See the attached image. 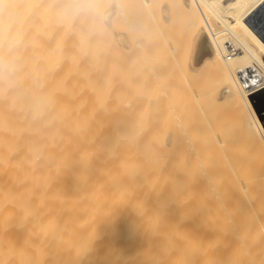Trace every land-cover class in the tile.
<instances>
[{"label": "bare ground", "instance_id": "6f19581e", "mask_svg": "<svg viewBox=\"0 0 264 264\" xmlns=\"http://www.w3.org/2000/svg\"><path fill=\"white\" fill-rule=\"evenodd\" d=\"M108 1L0 0V264H264V125L249 98L264 87V0H176L183 47L164 51L173 64L195 51L186 76L229 107L240 144L199 130L203 140L128 141L137 22L130 2ZM154 44L144 68L156 77L169 60ZM198 89L197 107L208 104Z\"/></svg>", "mask_w": 264, "mask_h": 264}, {"label": "rangeland", "instance_id": "374dc122", "mask_svg": "<svg viewBox=\"0 0 264 264\" xmlns=\"http://www.w3.org/2000/svg\"><path fill=\"white\" fill-rule=\"evenodd\" d=\"M94 1L95 2H98V3H100V5H99V7L101 6V5H105V4H103V3H109V1L108 0H102V3H101V1L100 0H92V2L94 3ZM116 1V0H115ZM119 1H121V2H123V1H125L126 3L128 2H130L129 4H128V16H130V14L132 15V16H130V18H131V20H129L128 19V23L130 24V22L131 21H133L134 20V22L133 23H131V24H133V26H134V24H135V18H136V26L135 27H133L136 31L134 32L133 30H131L130 28H132L131 27V25H128V71H130V74H129V72H128V75H130L129 76V78H128V85L130 86H128V102H129V106H128V141H131V143H134L135 141L136 142H149V141H151V142H165V138L167 137V138H170V137H172V138H170V140L171 139H173V140H171V141H181V138L183 139L185 136H188V135H190L191 134V137L193 136V135H198V133L200 134V135H202V136H204V137H206V136H208V137H206V139H210L211 137H212V139H214L215 137H213L214 135H216V134H219L220 136H221V138H227V141L228 140H231L230 142H234V144H240L241 142H243L244 141V138H243V136L245 135V133H243V129L240 127V125H238V123H237V121L233 118V117H231V115L229 114V107H228V109H226L227 108V105L226 106H224L225 104H220L221 105V107H220V105H219V103H217V104H215V102L217 101V100H214V99H212L211 97H209V95L208 94H210V93H208V92H211L212 90H208V89H206V87L205 86H202L203 84L202 83H199L197 80H195V78L194 77H192V79H194V82L193 81H191L190 80V75H192V73H194L192 70H193V68H194V71L197 69V64H196V62H195V60H194V56H195V51H191L190 53H188V54H186L184 51H183V49H182V51L180 52V54L179 55H182L181 56V59H179V60H177L176 61V63H174L173 64V61H171V60H169V59H167L166 58V56H168L167 54H164L165 52L164 51H166V50H168V47H170V46H172L173 44L175 45V46H177V47H180V44H181V42H179L180 40L182 41V40H184V38L181 36V35H183L184 34V27H183V16H182V10H181V7H180V4L178 3V1L176 2V0H150V2H148L149 4H150V6L147 4V3H145L143 0H119ZM149 1V0H148ZM153 1H155V2H157L156 4L157 5H155V3L153 2ZM163 1V2H162ZM142 4H141V3ZM144 2V3H143ZM171 2H173V3H171ZM97 3V4H98ZM164 3V5L163 6H166V7H164V8H167V9H164L163 8V6H162V4ZM165 3L167 4V5H165ZM152 4V5H151ZM171 4V5H170ZM172 4H175V5H172ZM131 5V6H130ZM146 5H148V7H146ZM156 6V8L154 7V6ZM159 5V6H158ZM172 6V7H171ZM102 8H103V6H101ZM140 7V8H139ZM162 7V8H161ZM176 7V8H175ZM138 8V9H137ZM143 8V9H142ZM168 8H169V10H168ZM172 8V9H171ZM179 8V9H178ZM136 11H135V10ZM149 9V10H148ZM156 10H158V11H156ZM178 13H177V12ZM149 12H150V14H149ZM157 12V13H156ZM162 12V13H161ZM164 12V13H163ZM171 13L170 14V16H169V13ZM153 13V14H152ZM157 15H156V14ZM158 13H160V14H158ZM144 14V15H143ZM164 14V15H163ZM168 14V15H167ZM177 14V15H176ZM140 15V16H139ZM179 15V16H178ZM154 16H155V18H154ZM178 16V17H177ZM134 17V18H133ZM141 17V18H140ZM143 17V18H142ZM153 17V18H152ZM160 17V18H159ZM163 17V18H162ZM166 17H168V18H166ZM170 17H171V19H170ZM132 18H133V20H132ZM138 19H139V21H138ZM142 19V20H141ZM144 19H145V21H144ZM166 19H167V21H166ZM170 19V20H169ZM175 19V20H174ZM157 20V21H156ZM160 20H162V21H160ZM168 20H169V22H168ZM143 21V22H142ZM158 21H160V22H158ZM141 22V23H140ZM162 22V23H161ZM166 22V23H165ZM177 22V23H176ZM145 23V24H144ZM160 23V24H159ZM179 23V24H178ZM146 24H148L147 26H146ZM152 24V25H151ZM156 24V25H155ZM158 24V25H157ZM165 24H167V25H165ZM169 24H171V26L172 27H170L169 26ZM182 24V25H181ZM140 25V26H139ZM164 27H163V26ZM177 25V26H176ZM148 26H149V30H148ZM157 26H159V27H157ZM167 28H166V27ZM142 27H146V28H142ZM178 27V28H177ZM132 28V29H133ZM137 28V29H136ZM158 28H161V30H162V28H163V31H161L160 30V32H159V30H158ZM175 28L177 29V31H175ZM181 30H180V29ZM130 29V30H129ZM172 29V30H171ZM179 29V30H178ZM140 30V31H139ZM170 30V31H169ZM182 30H183V32H182ZM132 33H130V32ZM143 31V32H142ZM138 32V33H137ZM141 32V33H140ZM159 32V33H158ZM162 32V33H161ZM136 33V34H135ZM154 33V34H153ZM140 34H143V35H141V36H139ZM149 34V35H148ZM165 35V38L167 37V36H169V37H167L166 38V40H165V38H164V36L163 35ZM136 37H135V36ZM152 35H154V37L152 36ZM156 35V36H155ZM160 35H162V37L160 36ZM134 36V37H133ZM160 36V37H159ZM172 36V37H171ZM175 36V37H174ZM180 38H179V37ZM139 37H141L140 39H139ZM153 37V38H152ZM174 37V38H173ZM181 37H182V39H181ZM134 38H135V40L136 41H134ZM146 38H147V40H146ZM150 38V39H149ZM164 40H163V39ZM176 38V39H175ZM133 39V40H132ZM153 39H154V41H153ZM159 39V40H158ZM161 39H162V42H160L161 41ZM145 40V41H144ZM155 40H157V41H155ZM172 40V41H171ZM138 41L140 42V45H138L139 43H138ZM147 41H152L153 42V54H155L156 56H160V54H162L159 58L160 59H162V60H160V62H166V59H167V61L169 60V62H166V64H167V66H165L164 64H162V66H159V67H161V68H159L160 69V71H159V74L160 75H157L156 77H155V75L153 74V71H151V70H153V69H151V67H148V68H144V66L145 67H147V66H150V60H148L149 58H148V52H147V46H148V44H149V42H147ZM165 41H167V42H165ZM170 41H171V43H170ZM175 41V42H174ZM132 42L135 44V45H133L132 44ZM135 42H137L138 44H136ZM145 43V44H144ZM168 44V46H167V44ZM130 44V45H129ZM160 44H162V45H160ZM133 45V46H132ZM132 46V47H131ZM137 46V47H136ZM138 46H140L139 48L140 49H142V50H144V51H146V52H142V50H140L139 48H138ZM183 47V44H181V47L180 48H182ZM133 48H135V49H133ZM138 48V49H137ZM160 48V49H159ZM130 49V50H129ZM137 49V50H136ZM136 50V51H135ZM157 50V51H156ZM143 53V54H142ZM146 54V56H147V58H145L146 56H144ZM191 54V55H190ZM188 55H189V57H188ZM190 56H191V58H190ZM142 57H143V59H142ZM183 57V58H182ZM184 58H185V60H184ZM147 59V60H146ZM130 60V61H129ZM188 60V61H187ZM134 61V62H133ZM148 61H149V63H148ZM171 61V62H170ZM180 61H182V62H180ZM145 62H147L146 64H145ZM160 62L158 63L159 65H161L160 64ZM173 65H172V64ZM189 63V64H188ZM131 64H132V66H131ZM169 64V65H168ZM188 64V65H187ZM176 65H178V66H176ZM185 66V67H184ZM190 67V68H189ZM173 68H175V69H173ZM144 69H148V70H144ZM173 69V70H172ZM180 69V70H179ZM186 69V70H185ZM192 69V70H191ZM132 70V71H131ZM165 71V72H161V71ZM148 71H149V73H148ZM184 71V72H183ZM152 72V73H151ZM167 72V73H166ZM181 72H182V74L184 73L185 74V76H184V74L182 75L181 74ZM190 72V73H189ZM151 73V74H150ZM162 73V74H161ZM189 73V74H188ZM135 75V76H134ZM151 77H150V76ZM153 75H154V77H153ZM172 75H174V77L172 78ZM181 75V76H180ZM186 75H189V77H187ZM192 76H194V74L192 75ZM133 77V78H132ZM148 77H150V78H148ZM158 77V78H157ZM171 77V79H169V78ZM182 77V78H181ZM177 78H178V80H177ZM189 78V79H188ZM149 79V80H148ZM160 79H162L161 80V83H159L158 84V82H159V80ZM163 79H165V80H163ZM181 79V80H180ZM183 79V80H182ZM185 79V80H184ZM188 79V81L187 82H189V84L188 83H184L186 80ZM156 80V81H155ZM171 80L173 81L172 83H171ZM174 80H175V82H174ZM190 80V81H189ZM176 81H179V82H176ZM197 81V82H196ZM140 82V83H139ZM153 82H155V84L153 83ZM182 82V83H181ZM193 82V83H192ZM147 83V84H146ZM166 83V84H165ZM197 84V85H195V84ZM160 84H161V86H160ZM186 84L187 85H189V87H187L186 86ZM190 84L192 85V86H194V87H191L190 86ZM202 84V85H201ZM157 85V86H156ZM168 85V86H167ZM185 85V86H184ZM200 86V87H199ZM152 87V88H151ZM164 87H166V90H165V88ZM178 87V88H177ZM185 87V88H184ZM198 87H199V89H198ZM201 87H204V89H203V92H202V89H201ZM130 88V89H129ZM145 88V89H144ZM158 88V89H157ZM184 88V89H183ZM186 88H189L190 90L188 91V89H187V91H186ZM134 89V90H133ZM148 89H151V90H148ZM155 89H156V91H155ZM164 90V92H165V94H164V92L162 91V90ZM177 89V90H176ZM181 89V90H180ZM197 90L198 89V91H196V92H202V93H205V91H206V94L208 95V98H207V96H206V94H205V97L204 96H202L201 94V97H204L205 99H206V101L208 102V104H206L204 101H205V99L204 98H202V100H203V102H204V104H202V102H201V98H200V100H198L196 97V100H198L199 102H201V105L202 106H198L197 107V105L196 104H194L193 102H195V100H192L191 99V97H193L194 98V93H193V91L194 90ZM168 90V91H167ZM172 90H173V92H172ZM207 90H208V92H207ZM141 91V92H140ZM146 91V92H145ZM149 91V92H148ZM167 91V92H166ZM162 92V94L163 95H165V97L161 94L160 95V93ZM188 92V93H187ZM189 92H191L190 94L192 95H190L189 96ZM195 92V91H194ZM148 93V94H147ZM157 93V94H156ZM174 93H177V95H174ZM138 94V95H137ZM145 94V95H144ZM156 94V95H155ZM186 94V95H185ZM143 95V96H142ZM158 95L159 96H161L160 98L158 97ZM174 95V96H173ZM149 98H148V97ZM171 96V97H170ZM179 96V97H178ZM188 96H189V98L191 99V101L192 102H190L189 100H188ZM146 97V98H145ZM153 97H158V101L160 102V105H159V102H158V104L157 103H152L151 101V98H153ZM166 97L168 98V99H166ZM142 98V99H141ZM181 98V99H180ZM210 98V99H209ZM250 98H251V100H252V103H253V105H254V107L255 108H257V112H258V114H259V116H260V118H261V120H262V122H263V124H264V88L263 89H261V90H259V91H256L255 93H253V94H251L250 95ZM207 99H209V100H207ZM132 100V101H131ZM148 100V101H147ZM151 100V101H150ZM180 100V101H179ZM182 100V101H181ZM214 101V102H213ZM151 102V103H150ZM173 102V103H172ZM180 102H182V103H180ZM199 102H197V103H199ZM211 102V103H210ZM213 102V103H212ZM164 103V104H163ZM176 103H178V104H176ZM189 103V104H188ZM190 103H192V104H194V105H192V107L193 106H195L196 108H194V109H196V110H192L193 108L191 107V104ZM210 103V104H209ZM141 104V105H140ZM144 104V105H143ZM182 104V105H181ZM184 104H186L187 106H185ZM209 105L208 107L206 106V105ZM212 104H214L213 105V111H212ZM179 105V106H178ZM184 105V106H183ZM200 105V104H199ZM134 106V107H133ZM162 106H164V107H162ZM168 106H169V108H168ZM173 106V107H172ZM181 106H182V110H181ZM205 106V108L207 107L208 108V110H207V108L205 109L204 108V110H205V114L204 115H206L205 117L207 118V116L209 117V115H210V119L213 121V124H214V126H215V124L216 123H214V120H215V122H217L218 120V124H216V125H218V129L217 128H215L214 129V126H211V125H213V124H211V125H209V126H211V128L212 129H214V130H210L211 128H209V129H207L209 126L208 125H204V123L205 124H207V123H209V121L211 122V120H207V122L204 120V115H203V117H202V113H199V112H201L202 110H203V108H201L202 110H200V108L199 107H204ZM214 106H215V108L217 109H215L214 108ZM222 106H224V107H222ZM218 107V108H217ZM141 108V109H140ZM144 108V109H143ZM152 108H153V110H152ZM156 108V109H155ZM175 109V110H173V109ZM176 108H178V110L176 109ZM190 108H191V110H190ZM223 108H225L224 110H223ZM214 109L216 110V111H214ZM218 109H219V111H221V113H222V117H221V113L218 111ZM177 110V111H176ZM199 110V111H198ZM204 110L202 111V112H204ZM174 111H176V113L174 112ZM187 111V112H186ZM193 111H195L194 113H197L196 111H198V114H201V115H195L194 113H193V115H195V116H193L192 115V112ZM206 111L209 113V115H207V113H206ZM213 112V114L212 113H210V112ZM222 111H226V112H224V114H223V112ZM138 112V113H137ZM165 112V113H164ZM181 112H182V114H181ZM186 112V113H185ZM214 112H216L215 114H214ZM151 115H150V114ZM185 113V114H184ZM228 113V117L232 120H230L228 117L226 118V116L227 115H225V114H227ZM168 114V115H167ZM179 114H181V115H179ZM212 114V115H211ZM220 116H219V115ZM166 117H165V116ZM188 115V116H187ZM192 115V119H188V118H190V116ZM213 115H215V117H213ZM154 116V117H153ZM170 116V117H169ZM197 116H199V117H197ZM200 116H201V118H200ZM174 117V118H173ZM193 117H196V119H197V122L200 120V123L199 124H203V125H198V123L197 122H194V121H196L195 120V118H193ZM216 117H217V119H216ZM225 117V118H224ZM132 118H133V120H132ZM135 118V119H134ZM139 118V119H138ZM178 118V119H177ZM215 118V119H214ZM233 118V119H232ZM153 121H152V120ZM137 120V121H136ZM138 120H139V122H138ZM145 120H147V121H145ZM203 120V123L201 122ZM223 120V121H222ZM224 120L226 121V122H224ZM231 121V123L230 122H227V121ZM236 122H235V121ZM182 121V122H181ZM191 121H193L192 123H191ZM132 122V123H131ZM188 122H190V124H188ZM220 122H222V123H220ZM223 122H224V127H220V125L219 124H221V126H223ZM232 122H233V125H232ZM141 125H140V124ZM177 123V124H176ZM183 123V124H182ZM194 123H196V125H198V126H196V125H194ZM227 123V124H226ZM234 123H236V124H234ZM135 124V125H134ZM161 124V125H160ZM179 124V125H178ZM184 125V126H183ZM190 125V126H189ZM237 125V126H236ZM134 126H135V128H134ZM144 126V127H143ZM208 126V127H207ZM233 126H236V127H233ZM133 127V128H132ZM140 127V128H139ZM146 127V128H145ZM182 127V128H181ZM190 127V128H189ZM196 127V128H195ZM202 127H204V132L205 133H201L203 130V128ZM220 127V128H219ZM143 129V131H142V129ZM169 128V129H168ZM185 128H187V129H185ZM198 128V129H197ZM222 128V129H221ZM224 128V129H223ZM231 128V131L229 132V129ZM237 128V129H236ZM153 129V130H152ZM178 129V130H177ZM194 130V131H192V130ZM236 129V131L234 132V130ZM151 130V131H150ZM174 130V131H173ZM184 130V131H183ZM189 130H190V132H189ZM199 130V131H198ZM201 130V131H200ZM208 131V134L209 135H207L206 134V131ZM218 130V131H217ZM225 130V131H224ZM238 130H239V132H238ZM242 130V131H241ZM171 131V132H170ZM197 131H198V133H197ZM212 131H214L213 133H211ZM141 132V133H140ZM150 132V133H149ZM155 132V133H154ZM173 132V133H172ZM220 132H222V133H220ZM132 135H131V134ZM186 133L188 134V135H186ZM194 133V134H193ZM237 133V134H236ZM239 133H241L240 135H239ZM138 134V135H137ZM143 134H144V136H143ZM150 136H149V135ZM156 134V135H155ZM164 134V135H163ZM169 134V135H168ZM170 134H173V135H171L170 136ZM205 134V135H204ZM212 134V135H211ZM221 134H223V135H221ZM228 134V135H227ZM231 134V135H230ZM147 135V136H146ZM155 135V136H154ZM199 135V136H200ZM236 135H238L237 137H239V136H241L242 137V139H243V141H241L239 138H241V137H239V138H237V140H236V137H234V136H236ZM135 136V137H134ZM138 136H140L139 138H138ZM168 136H170V137H168ZM184 136V137H183ZM199 136H197V138L195 137V139H200V140H203V137H202V139H201V137H199ZM220 136H218V135H216V137H220ZM132 137V138H131ZM142 137V138H141ZM150 137H152V139H150ZM199 137V138H198ZM245 137V136H244ZM138 139V141L136 140V139ZM146 138H148V139H146ZM153 138H155V140L153 139ZM162 138V139H161ZM144 139V140H143ZM146 139V140H145ZM205 139V138H204ZM234 139V140H233ZM239 139V140H238ZM158 140V141H157ZM167 141V140H166ZM229 142V141H228ZM130 143V142H129Z\"/></svg>", "mask_w": 264, "mask_h": 264}, {"label": "built area", "instance_id": "2783aa9c", "mask_svg": "<svg viewBox=\"0 0 264 264\" xmlns=\"http://www.w3.org/2000/svg\"><path fill=\"white\" fill-rule=\"evenodd\" d=\"M227 47H228V50H229V52H235V51H237V47L233 44V43H227Z\"/></svg>", "mask_w": 264, "mask_h": 264}, {"label": "crops", "instance_id": "0c3cea01", "mask_svg": "<svg viewBox=\"0 0 264 264\" xmlns=\"http://www.w3.org/2000/svg\"><path fill=\"white\" fill-rule=\"evenodd\" d=\"M264 87H262V88H260L259 90H261V89H263ZM259 90H257V91H259ZM256 91H254L253 93H255ZM253 93H251V94H253ZM250 94V95H251ZM257 112V111H256ZM257 114H258V112H257ZM258 116H259V114H258ZM261 119V118H260ZM262 121V120H261ZM263 123V122H262ZM264 125V124H263Z\"/></svg>", "mask_w": 264, "mask_h": 264}, {"label": "trees", "instance_id": "16d2710c", "mask_svg": "<svg viewBox=\"0 0 264 264\" xmlns=\"http://www.w3.org/2000/svg\"><path fill=\"white\" fill-rule=\"evenodd\" d=\"M249 98H250V96H249ZM250 100H251V98H250ZM251 102H252V100H251ZM253 104V103H252ZM254 106V105H253ZM255 108V107H254ZM256 109V111H257V108H255ZM260 117V116H259Z\"/></svg>", "mask_w": 264, "mask_h": 264}, {"label": "water", "instance_id": "95a60500", "mask_svg": "<svg viewBox=\"0 0 264 264\" xmlns=\"http://www.w3.org/2000/svg\"><path fill=\"white\" fill-rule=\"evenodd\" d=\"M261 37H262V39L264 40V36L261 35Z\"/></svg>", "mask_w": 264, "mask_h": 264}]
</instances>
